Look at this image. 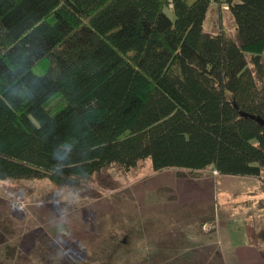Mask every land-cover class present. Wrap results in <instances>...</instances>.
I'll return each instance as SVG.
<instances>
[{
  "label": "trees",
  "instance_id": "obj_1",
  "mask_svg": "<svg viewBox=\"0 0 264 264\" xmlns=\"http://www.w3.org/2000/svg\"><path fill=\"white\" fill-rule=\"evenodd\" d=\"M211 2L0 0V178L145 159L260 178L264 0L218 2L234 36L205 32Z\"/></svg>",
  "mask_w": 264,
  "mask_h": 264
},
{
  "label": "rangeland",
  "instance_id": "obj_2",
  "mask_svg": "<svg viewBox=\"0 0 264 264\" xmlns=\"http://www.w3.org/2000/svg\"><path fill=\"white\" fill-rule=\"evenodd\" d=\"M225 7L211 2L206 32L236 34ZM261 175L156 171L145 159L72 186L1 177L0 264H264Z\"/></svg>",
  "mask_w": 264,
  "mask_h": 264
},
{
  "label": "crops",
  "instance_id": "obj_3",
  "mask_svg": "<svg viewBox=\"0 0 264 264\" xmlns=\"http://www.w3.org/2000/svg\"><path fill=\"white\" fill-rule=\"evenodd\" d=\"M206 21V20H205ZM204 25H205V23H204ZM206 32V31H205ZM235 33H236V25H235V31H234ZM0 225H1V223H0ZM259 253H257V252H255V257H258L259 256V262H264V261H261V255H258Z\"/></svg>",
  "mask_w": 264,
  "mask_h": 264
},
{
  "label": "water",
  "instance_id": "obj_4",
  "mask_svg": "<svg viewBox=\"0 0 264 264\" xmlns=\"http://www.w3.org/2000/svg\"><path fill=\"white\" fill-rule=\"evenodd\" d=\"M257 120L264 125V119L263 118H261V117L258 116L257 117Z\"/></svg>",
  "mask_w": 264,
  "mask_h": 264
},
{
  "label": "built area",
  "instance_id": "obj_5",
  "mask_svg": "<svg viewBox=\"0 0 264 264\" xmlns=\"http://www.w3.org/2000/svg\"><path fill=\"white\" fill-rule=\"evenodd\" d=\"M220 0H212V2H219ZM226 5V7L225 8H227V4H225Z\"/></svg>",
  "mask_w": 264,
  "mask_h": 264
}]
</instances>
